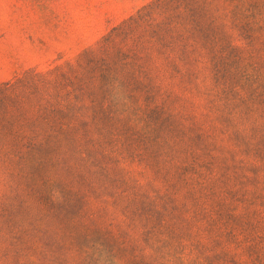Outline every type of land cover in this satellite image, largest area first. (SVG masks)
I'll return each instance as SVG.
<instances>
[{
    "label": "rangeland",
    "instance_id": "obj_1",
    "mask_svg": "<svg viewBox=\"0 0 264 264\" xmlns=\"http://www.w3.org/2000/svg\"><path fill=\"white\" fill-rule=\"evenodd\" d=\"M0 264H264V0H0Z\"/></svg>",
    "mask_w": 264,
    "mask_h": 264
}]
</instances>
